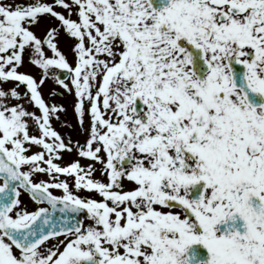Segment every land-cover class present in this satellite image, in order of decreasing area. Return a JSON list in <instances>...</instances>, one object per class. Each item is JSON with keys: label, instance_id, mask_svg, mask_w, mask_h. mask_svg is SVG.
I'll return each instance as SVG.
<instances>
[{"label": "snow or ice", "instance_id": "snow-or-ice-1", "mask_svg": "<svg viewBox=\"0 0 264 264\" xmlns=\"http://www.w3.org/2000/svg\"><path fill=\"white\" fill-rule=\"evenodd\" d=\"M0 264H264V0H0Z\"/></svg>", "mask_w": 264, "mask_h": 264}, {"label": "flooded vegetation", "instance_id": "flooded-vegetation-1", "mask_svg": "<svg viewBox=\"0 0 264 264\" xmlns=\"http://www.w3.org/2000/svg\"><path fill=\"white\" fill-rule=\"evenodd\" d=\"M23 199H25L26 201L28 200V197L26 194L23 196ZM30 207H31V205H30Z\"/></svg>", "mask_w": 264, "mask_h": 264}]
</instances>
